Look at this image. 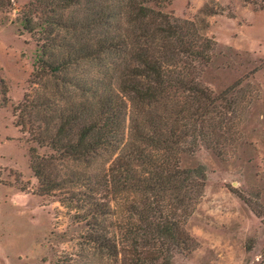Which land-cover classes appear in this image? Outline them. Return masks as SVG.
Returning <instances> with one entry per match:
<instances>
[{"label":"rangeland","instance_id":"obj_1","mask_svg":"<svg viewBox=\"0 0 264 264\" xmlns=\"http://www.w3.org/2000/svg\"><path fill=\"white\" fill-rule=\"evenodd\" d=\"M87 1L0 0V264H134L148 247L126 232L145 223L176 224L171 264H264V0L146 4L185 42L144 45L171 54L183 80L156 102L121 86L143 47L132 11ZM90 123L101 144L75 158L65 146ZM171 132L186 136L169 150ZM169 174L178 190L159 184ZM92 229L117 252L91 243Z\"/></svg>","mask_w":264,"mask_h":264},{"label":"trees","instance_id":"obj_2","mask_svg":"<svg viewBox=\"0 0 264 264\" xmlns=\"http://www.w3.org/2000/svg\"><path fill=\"white\" fill-rule=\"evenodd\" d=\"M80 0H70L71 3L78 5L81 4ZM125 1V6L128 10L132 11L134 20L139 22L140 35L138 39L135 40L136 44L143 45L138 51V54L135 55V61L139 66L133 71H128L126 75L123 76L121 81V86L128 89L132 98L138 101H154L156 102L158 92L165 90L166 85L177 84L183 85V80H180L177 76H173L174 70L171 68V62L173 56L166 51L161 54L153 53V49L144 47L148 45V40H151V44L155 42L157 38L162 37V40L173 41L178 45L183 46L184 37H183V28L179 25L172 24L169 19L160 13H155L151 8L146 6L148 3H158L160 0H122ZM94 2L93 0L87 1V6ZM108 11L111 10L110 7L106 8ZM94 13V14H93ZM93 21L99 23L101 21L100 11L97 7V12H91ZM104 18V17H102ZM107 19V18H106ZM51 20V19H50ZM92 22V21H91ZM55 27L63 28L62 21H45V27ZM74 31L77 30L80 26L70 25L67 26L68 30ZM76 32V31H74ZM47 40L49 38L47 37ZM185 45V44H184ZM112 46V45H110ZM150 47V46H149ZM163 47V46H162ZM161 47V48H162ZM100 49L97 52H99ZM191 56H194L192 52L186 53ZM88 57L84 55L82 58ZM41 64L43 62L41 61ZM141 80V81H140ZM145 81L146 86L142 87L143 84L140 82ZM191 90H194V87H191ZM80 120L79 117L71 119L67 124H62L57 136L61 137L63 135H68V132H71L74 128V125ZM100 129L95 123H90L88 125H82L77 133L75 141L67 143L65 146L68 148V151L75 158H88L91 154L95 153V150L101 143H99V134ZM162 134H159V138ZM186 136L185 134H174L170 133L168 140L163 141V144L168 143L167 149L172 150L174 146L179 144L180 139ZM175 138V141L173 140ZM54 148L60 146L59 139L53 141ZM166 148V147H165ZM30 158H31V170L34 174L40 179L43 173L35 166V156L33 155L34 149H30ZM45 163V162H44ZM185 177L180 181L182 186H185L186 183L190 181V176L196 174L195 171H187L184 173ZM176 175L169 174L164 180L159 184H163L165 190L171 189L178 190L177 187H171V182L175 181ZM52 188L57 186L53 183ZM183 191V189H182ZM184 200V199H182ZM94 207V206H93ZM93 214V213H92ZM176 227L175 223H167V225H156L149 223L145 225H134L131 227V230L126 233L130 238H133L132 241L135 243V246L141 248L148 247L145 252H137L135 255L134 264H171L174 255L171 253L173 251L172 247H175V237L173 228ZM92 234L89 237V241L93 244H97L100 248L112 251L113 249L117 252L118 245L114 240L107 239L103 236H98L97 231L92 229ZM181 234V233H180ZM169 241L171 243L166 242ZM143 244H138L139 242ZM191 238L184 233V236L180 239V243L183 245L184 251H189L192 248ZM151 247L154 249V252L150 255Z\"/></svg>","mask_w":264,"mask_h":264}]
</instances>
